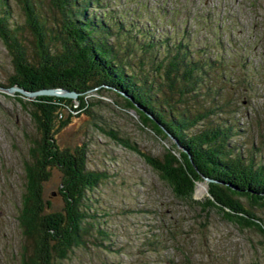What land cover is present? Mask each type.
I'll return each instance as SVG.
<instances>
[{
    "label": "rangeland",
    "instance_id": "1",
    "mask_svg": "<svg viewBox=\"0 0 264 264\" xmlns=\"http://www.w3.org/2000/svg\"><path fill=\"white\" fill-rule=\"evenodd\" d=\"M12 1L10 21L21 23ZM47 1H41L42 12H49ZM104 2L110 9L127 11L126 16L137 14L140 24L156 37L179 38L187 31L186 44L198 59L221 60L222 66L216 59L217 67L207 68L210 79L206 92L200 88L199 107L213 104L222 109L207 123L232 126L226 149L231 153L232 148L231 154L244 161L252 158L254 164L264 165V0ZM11 72L0 42V84ZM94 89L85 97L93 102L89 112L64 108L67 121L55 134L58 148L72 152L79 147L85 169L103 175L83 200L88 206L85 223L90 242L73 248L60 264H264V233L226 221L214 209H201L199 202L207 197L205 177L194 183L191 199L174 195L138 153L161 159L169 139L140 126L137 115L122 108L115 94L97 95ZM14 95L0 89V264H18L24 249L29 250L17 216L24 188L21 163L29 139L37 134ZM206 120L191 131L205 126ZM100 128L114 130L137 150L117 144ZM59 182L60 172L52 168L42 188L49 210L62 205ZM199 184L205 188L197 193ZM241 203L249 207L243 198ZM249 210L264 227V206Z\"/></svg>",
    "mask_w": 264,
    "mask_h": 264
},
{
    "label": "trees",
    "instance_id": "2",
    "mask_svg": "<svg viewBox=\"0 0 264 264\" xmlns=\"http://www.w3.org/2000/svg\"><path fill=\"white\" fill-rule=\"evenodd\" d=\"M11 1L0 0V42L12 66L0 87L26 91L60 87L78 94L73 101L45 95L22 99L15 92L37 134L29 139L21 163L24 188L17 220L29 250L24 249L18 264H60L73 248L90 242L83 200L103 175L85 169L79 147L72 152L58 148L55 134L67 121L64 108L89 112L93 102L85 97L93 88L97 95L115 94L122 108L137 115L140 126L169 139L161 159L138 153L174 195L191 199L194 183L205 177L207 197L199 202L201 209H214L226 221L264 233L261 219L249 210L264 206V165L254 164L252 158L244 161L231 154L232 148L231 153L226 149L232 126L207 123L222 109L213 104L199 107L210 79L207 68L215 67L216 59L222 66L220 59H198L186 44L187 31L179 38L156 37L140 24L137 14L126 16L127 11L110 9L104 0H48L49 12H42V0H13L21 23L10 21ZM203 120L205 126L192 132ZM102 132L137 150L114 130ZM52 168L60 172L57 193L62 205L57 210H49L42 197ZM242 198L249 207L242 206Z\"/></svg>",
    "mask_w": 264,
    "mask_h": 264
},
{
    "label": "water",
    "instance_id": "3",
    "mask_svg": "<svg viewBox=\"0 0 264 264\" xmlns=\"http://www.w3.org/2000/svg\"><path fill=\"white\" fill-rule=\"evenodd\" d=\"M0 89L4 90L7 93H13V92L20 93L22 96L26 97L27 99H31L32 97H35L37 95L58 96V97L75 99V97L78 95L76 92L67 91L66 89L60 88V87L43 88V89H38L35 91H26L17 86H10L7 88L0 87ZM168 136L172 139L174 143H176V145H178L175 139H173L170 135Z\"/></svg>",
    "mask_w": 264,
    "mask_h": 264
},
{
    "label": "bare ground",
    "instance_id": "4",
    "mask_svg": "<svg viewBox=\"0 0 264 264\" xmlns=\"http://www.w3.org/2000/svg\"><path fill=\"white\" fill-rule=\"evenodd\" d=\"M204 188L205 187L203 185H201V184L197 185V193H200V192L204 191Z\"/></svg>",
    "mask_w": 264,
    "mask_h": 264
}]
</instances>
